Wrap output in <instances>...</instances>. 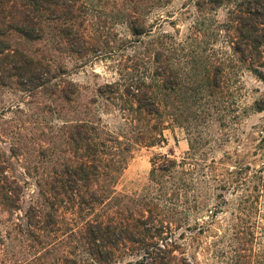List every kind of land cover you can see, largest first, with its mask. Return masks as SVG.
<instances>
[{
    "label": "trees",
    "instance_id": "trees-1",
    "mask_svg": "<svg viewBox=\"0 0 264 264\" xmlns=\"http://www.w3.org/2000/svg\"><path fill=\"white\" fill-rule=\"evenodd\" d=\"M108 1L118 5L120 18L133 35L145 34L143 17L154 0ZM95 2L0 0V63L11 68H1L0 81L16 79L32 91L43 89L47 85L43 77L54 78L64 70L57 57L99 52L98 36L88 31ZM169 3L157 0V7ZM204 5L230 7L229 22L238 35L234 50L264 82V57H247L264 48V0H199L198 6ZM21 39L41 42L44 49L32 51ZM169 76L164 78L166 84L171 79L183 88L182 96L188 93L190 99L196 98V91L186 89L184 78ZM45 91L49 104L63 113L64 125L41 135L43 142H49L43 151L49 153L51 167L44 174L45 184H37L24 223L12 220L21 209L24 188L8 172L10 156L0 153V252L10 264H203L210 260L213 264H264L260 200L253 195L260 187L254 185L250 190L249 175L238 172L240 179L233 181L234 172H230L229 178H222L215 159L209 161L207 142L192 138L182 160L160 155L152 161L141 191H120L118 185L130 159V140L108 135L86 111L82 114L69 107L79 105V99H71V92L58 93L53 87ZM126 93L137 110L151 118L160 116L158 93L140 87ZM257 104L258 110L264 108L263 101ZM160 127L157 123L148 132H152L149 146L160 144ZM10 151L13 156L15 149ZM256 174L263 184L264 166ZM234 185L242 195L231 201L225 192ZM225 209L230 214L226 244L222 246L218 238L214 257L208 258L205 239ZM5 214L11 218L3 219Z\"/></svg>",
    "mask_w": 264,
    "mask_h": 264
},
{
    "label": "rangeland",
    "instance_id": "rangeland-1",
    "mask_svg": "<svg viewBox=\"0 0 264 264\" xmlns=\"http://www.w3.org/2000/svg\"><path fill=\"white\" fill-rule=\"evenodd\" d=\"M101 1L96 0L92 6L88 25L89 33L99 38V52L57 57L64 70L54 78L43 77L42 83L47 84L43 89L32 91L16 79L0 81V153L10 156L8 172L25 191L21 209L13 214L12 220L25 222L37 184L46 182L44 174H48L51 165L49 153L43 148L48 149L49 142H43L41 135L64 125L63 113L49 104V95L44 94L53 87L58 93L63 89L71 92V99H79V105L69 107H76L82 114L86 111L108 135L114 138L123 135L130 140V159L118 185L120 191H141L156 157L168 155L182 160L192 138L207 142L209 161L215 159L222 178L227 179L234 172L232 179L238 181L242 171L252 178L250 190L254 185L260 187L253 195L260 200V235L264 247V183L256 174L264 166V108H257L258 102L264 104V82L252 72L249 62L240 61V54L234 50L238 35L235 25L229 22L230 7H199V0H170L168 6L159 8L154 0L143 17L145 34L135 36L120 18L118 5ZM21 40L32 51L44 49L41 42ZM260 52L247 57H264V48ZM1 68L11 69L3 62L0 74ZM170 73L184 78L186 89L196 91V98L190 99L188 93L182 96L183 88L171 79L166 84L164 78ZM138 87L158 93V118L137 110L136 102L127 95L126 92ZM74 91L77 93L72 95ZM60 105L68 108L67 103ZM157 123L161 125L159 133L163 130L160 144L149 146L152 140L148 136L152 132H148ZM6 131L12 134H4ZM226 193L231 201L242 195L235 185ZM229 217V209L218 214L217 224L205 239L210 251L208 258L214 257L218 238H222V246L226 244ZM199 258L202 261V256ZM213 263L210 260L203 264ZM0 264H10L2 252Z\"/></svg>",
    "mask_w": 264,
    "mask_h": 264
}]
</instances>
